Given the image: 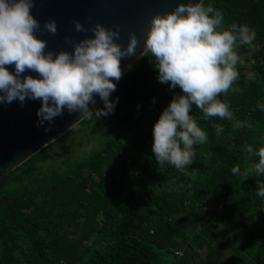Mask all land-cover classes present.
<instances>
[{
  "label": "trees",
  "instance_id": "obj_1",
  "mask_svg": "<svg viewBox=\"0 0 264 264\" xmlns=\"http://www.w3.org/2000/svg\"><path fill=\"white\" fill-rule=\"evenodd\" d=\"M209 2L222 10L225 27L255 30L253 46L240 43L238 55L264 42V0ZM152 59L143 56L120 79L114 111L85 117L0 178V264H264V197L257 195L264 177L250 171L258 157L246 151L264 145V46L238 61L239 91L219 94L233 120L200 119L201 110L191 109L208 141L194 146L187 175L161 168L152 152L153 125L181 91L157 79ZM235 119L252 127H234ZM82 132L79 144L93 136L99 147L44 163Z\"/></svg>",
  "mask_w": 264,
  "mask_h": 264
},
{
  "label": "clouds",
  "instance_id": "obj_2",
  "mask_svg": "<svg viewBox=\"0 0 264 264\" xmlns=\"http://www.w3.org/2000/svg\"><path fill=\"white\" fill-rule=\"evenodd\" d=\"M35 0H0V103L18 99H39L37 126L51 130L55 118L77 112L82 117L97 118L114 111L119 101L111 99L122 76L121 59L138 55L154 57L158 69L157 79L168 83L174 92L172 99L153 125L152 152L158 165H173L177 170L190 174L186 167L194 162L195 145L208 141V133L198 123L191 109L201 110L200 119L213 116L233 120L226 99L221 93L239 91L233 87L239 79L237 69L240 43L253 46L256 32L248 24L232 23L224 26L222 10L205 0H180L167 12L156 13L150 18L142 51L137 52L140 37L135 31L129 34L126 46L119 39V25L108 26L97 20L89 28L75 19L77 32L88 33L73 40L65 37L72 50L46 51L48 41L38 31L56 34L57 21H44L43 28L32 8ZM14 65V71L9 69ZM132 65H129L131 68ZM26 70L38 73L32 75ZM96 95L104 106L90 108ZM264 110V103H258ZM75 122L71 126H75ZM217 133L223 125H214ZM234 127H252L250 122L235 119ZM250 156L258 157L250 171L264 177V145L258 149L246 146ZM233 175L241 174L239 164L231 168ZM247 171L244 173L247 176ZM257 195L264 197V179L257 180Z\"/></svg>",
  "mask_w": 264,
  "mask_h": 264
},
{
  "label": "water",
  "instance_id": "obj_3",
  "mask_svg": "<svg viewBox=\"0 0 264 264\" xmlns=\"http://www.w3.org/2000/svg\"><path fill=\"white\" fill-rule=\"evenodd\" d=\"M180 0H35L32 8L33 14L37 16L43 28L44 21L55 19L58 24V31L52 34L47 31H38V35L47 39L48 49L72 50V45L65 37H72L73 40L83 38L84 35H91V32H77L74 20H81L89 28L97 20L108 26L119 25L121 36L119 39L126 46L129 34L135 31L140 37V45L137 52L142 51L143 41L149 27L150 18L156 13L173 10ZM187 2V0H184ZM264 46V42L253 50L243 52L239 60L245 55H251ZM142 57L134 55L121 59L122 76L129 71V65L136 64ZM14 71V65L8 66ZM31 72L26 70L23 75ZM120 78V79H121ZM116 81L118 82L120 81ZM102 99L96 95V103L90 108L95 109ZM41 105L39 99H26L23 105L16 99L11 103H0V178L8 174L42 148L49 145L74 126L83 120L82 114L68 113L65 109L62 116L55 118L53 127L45 131V125L37 126V109Z\"/></svg>",
  "mask_w": 264,
  "mask_h": 264
},
{
  "label": "rangeland",
  "instance_id": "obj_4",
  "mask_svg": "<svg viewBox=\"0 0 264 264\" xmlns=\"http://www.w3.org/2000/svg\"><path fill=\"white\" fill-rule=\"evenodd\" d=\"M247 75L252 76L253 75L252 71H248ZM82 135H83V132L76 135V137L72 141L69 142V144L72 145L71 149L68 150V149L58 148L57 150L49 153L50 155L48 156L47 161L44 163L46 165H49L51 164L52 161H54L56 162V164H58L57 162H61L62 159L68 156H71L73 160L80 158V157L84 158V157H87L92 151L97 149V147H99L100 138L93 137V136L86 138L85 142L79 144ZM214 205H215L214 201H209L207 203V207H213ZM221 231H222V235L224 234V237L228 236V233L225 230L222 229Z\"/></svg>",
  "mask_w": 264,
  "mask_h": 264
}]
</instances>
